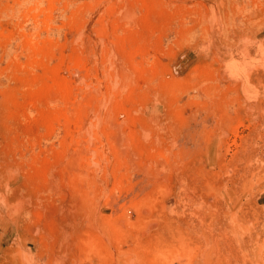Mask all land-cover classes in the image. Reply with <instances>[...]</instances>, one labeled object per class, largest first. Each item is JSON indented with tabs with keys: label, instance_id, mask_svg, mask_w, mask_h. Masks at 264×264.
<instances>
[{
	"label": "rangeland",
	"instance_id": "374dc122",
	"mask_svg": "<svg viewBox=\"0 0 264 264\" xmlns=\"http://www.w3.org/2000/svg\"><path fill=\"white\" fill-rule=\"evenodd\" d=\"M0 264H264V0H0Z\"/></svg>",
	"mask_w": 264,
	"mask_h": 264
},
{
	"label": "bare ground",
	"instance_id": "6f19581e",
	"mask_svg": "<svg viewBox=\"0 0 264 264\" xmlns=\"http://www.w3.org/2000/svg\"><path fill=\"white\" fill-rule=\"evenodd\" d=\"M251 76V75H250Z\"/></svg>",
	"mask_w": 264,
	"mask_h": 264
}]
</instances>
